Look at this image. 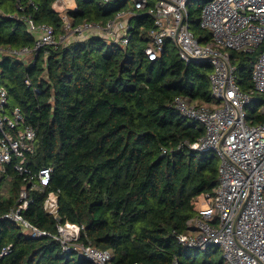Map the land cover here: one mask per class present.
Segmentation results:
<instances>
[{
    "label": "trees",
    "instance_id": "1",
    "mask_svg": "<svg viewBox=\"0 0 264 264\" xmlns=\"http://www.w3.org/2000/svg\"><path fill=\"white\" fill-rule=\"evenodd\" d=\"M56 1L19 0V9L16 0H0V47L34 45L25 18L51 24L61 34L63 15L74 25L105 24L128 7L124 0H75L77 9L57 12ZM207 2L189 4L190 27L201 43L211 41V32L199 24ZM137 13L130 18L132 40L124 47L93 35L67 46H44L33 57L6 55L0 63L8 107H19L26 124L37 130V151L26 165L33 171L52 168L45 191L29 192L23 216L52 234L58 219L83 225L81 241L112 250L113 264H228L219 246L192 253L177 237L186 232L198 199L215 194L219 158L214 151L187 147L205 129L182 115L174 100L211 101L213 67L205 60H182L170 39L150 59L146 49L154 19L146 10ZM263 50L264 42L251 52L231 51L245 92L253 89L252 70ZM249 113V123L264 122L258 106ZM17 162L0 174V264H93L63 252L52 236L32 237L4 217L19 204L27 183L14 168ZM51 191L59 201V218L44 207Z\"/></svg>",
    "mask_w": 264,
    "mask_h": 264
},
{
    "label": "built area",
    "instance_id": "2",
    "mask_svg": "<svg viewBox=\"0 0 264 264\" xmlns=\"http://www.w3.org/2000/svg\"><path fill=\"white\" fill-rule=\"evenodd\" d=\"M18 8L19 0H16ZM104 3L112 0H102ZM128 7L105 24L85 21L72 24L63 15V32L57 34L51 24H35L25 18L35 34L33 46L0 47L4 56L28 58L48 45H69L100 35L123 47L130 43V18L140 10L152 16L155 28L150 31L151 45L146 49L150 59L162 52L166 39L172 40L180 58L186 62L202 59L211 63V101L196 104L187 97L175 98V107L187 118L201 124L205 133L187 147L197 153L211 150L219 158V182L215 194L203 195L206 207H196L187 221V230L179 241L187 248L205 251L219 246L228 264H264V122H248L249 108L258 106L264 113V50L252 70L253 89L242 90L231 51L251 52L264 42V0H208L204 5L200 27L211 32V41L201 43L190 27L188 0H124ZM54 10L77 9L75 0H57ZM10 18H19L10 14ZM7 90L0 86V174L17 159L14 168L26 177L19 204L4 217L21 224L32 237L44 235L58 240L65 253H76L93 264H113L110 249H100L81 241L83 225L58 222L57 232L44 231L24 216L31 202L29 192H44L50 184L52 168L33 171L26 165L29 155L37 151V130L26 124L19 107H8ZM45 210L59 218V201L49 192ZM174 264H179L176 260Z\"/></svg>",
    "mask_w": 264,
    "mask_h": 264
},
{
    "label": "rangeland",
    "instance_id": "3",
    "mask_svg": "<svg viewBox=\"0 0 264 264\" xmlns=\"http://www.w3.org/2000/svg\"><path fill=\"white\" fill-rule=\"evenodd\" d=\"M249 111H250V108H249ZM251 114V113H250ZM6 185V182H3L2 183V186ZM199 207H206L207 206V202L203 199V197H200L199 200H198V204H197ZM214 247L216 246H212V249H214ZM221 249V247H219ZM222 250V249H221ZM188 252H192V253H195V250H188Z\"/></svg>",
    "mask_w": 264,
    "mask_h": 264
},
{
    "label": "bare ground",
    "instance_id": "4",
    "mask_svg": "<svg viewBox=\"0 0 264 264\" xmlns=\"http://www.w3.org/2000/svg\"><path fill=\"white\" fill-rule=\"evenodd\" d=\"M192 0H190L188 3L190 4V2H191ZM189 4H188V7H189ZM201 18V17H200ZM199 24H200V21H199ZM206 30V29H205ZM199 40V39H198ZM33 57V56H32ZM198 60H202V59H198ZM174 102H175V100H174ZM207 151H211V150H207ZM201 197H203V196H201ZM199 200V199H198ZM198 206V205H197ZM196 206V207H197ZM58 222H61V220L60 219H58ZM62 223H64V222H62ZM189 249H191V248H189ZM78 255V254H77ZM79 256V255H78ZM81 257V256H80ZM93 263V262H92Z\"/></svg>",
    "mask_w": 264,
    "mask_h": 264
},
{
    "label": "water",
    "instance_id": "5",
    "mask_svg": "<svg viewBox=\"0 0 264 264\" xmlns=\"http://www.w3.org/2000/svg\"><path fill=\"white\" fill-rule=\"evenodd\" d=\"M190 0H188V2H189Z\"/></svg>",
    "mask_w": 264,
    "mask_h": 264
}]
</instances>
